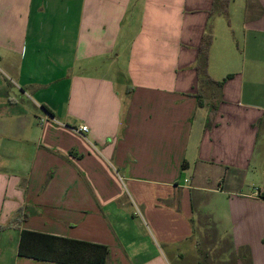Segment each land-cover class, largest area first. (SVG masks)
<instances>
[{
    "label": "crops",
    "instance_id": "crops-1",
    "mask_svg": "<svg viewBox=\"0 0 264 264\" xmlns=\"http://www.w3.org/2000/svg\"><path fill=\"white\" fill-rule=\"evenodd\" d=\"M215 2L0 0V264H264V0Z\"/></svg>",
    "mask_w": 264,
    "mask_h": 264
},
{
    "label": "trees",
    "instance_id": "trees-1",
    "mask_svg": "<svg viewBox=\"0 0 264 264\" xmlns=\"http://www.w3.org/2000/svg\"><path fill=\"white\" fill-rule=\"evenodd\" d=\"M229 2L230 0H216L215 5L218 4V8L214 9V13L227 16ZM214 13L212 11L211 14L213 15ZM211 27H212L211 24L208 22L206 33L203 35L201 39L197 52L196 72L199 83L198 94H197L199 104H202V101L199 98L201 96V90L204 87L205 83H214L216 86L221 87L223 83L232 76L231 74H228L221 80H214L213 78L210 77V75L207 72L208 51L213 38ZM38 236L41 238L40 240H38L41 244H44L45 247H49V248L53 247L54 249H56V252L58 251V253H56L57 255L53 257V259H60V260L65 259L68 260L69 262H73V258H69L62 251L64 243L71 244L73 243L71 240H66L51 235L37 234L31 231L24 230L21 232L19 253L23 256H35L36 258H42V257L45 258L46 257L45 251L43 249H41L42 252L39 253L37 251H32L31 249H29V243L31 241H36L33 239ZM53 240L54 241L57 240L54 246L52 245ZM104 252L105 250L103 251L101 264H104Z\"/></svg>",
    "mask_w": 264,
    "mask_h": 264
},
{
    "label": "built area",
    "instance_id": "built-area-1",
    "mask_svg": "<svg viewBox=\"0 0 264 264\" xmlns=\"http://www.w3.org/2000/svg\"><path fill=\"white\" fill-rule=\"evenodd\" d=\"M79 131H82V132H86L88 130L87 126L86 125H81L79 128H78Z\"/></svg>",
    "mask_w": 264,
    "mask_h": 264
}]
</instances>
